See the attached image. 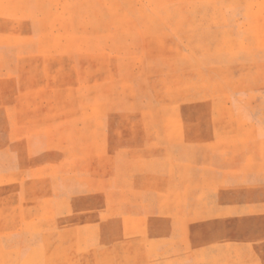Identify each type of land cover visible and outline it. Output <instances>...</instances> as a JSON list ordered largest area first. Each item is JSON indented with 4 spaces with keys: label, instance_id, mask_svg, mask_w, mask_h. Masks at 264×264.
<instances>
[{
    "label": "rangeland",
    "instance_id": "rangeland-1",
    "mask_svg": "<svg viewBox=\"0 0 264 264\" xmlns=\"http://www.w3.org/2000/svg\"><path fill=\"white\" fill-rule=\"evenodd\" d=\"M0 264H264V0H0Z\"/></svg>",
    "mask_w": 264,
    "mask_h": 264
}]
</instances>
